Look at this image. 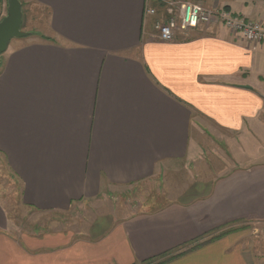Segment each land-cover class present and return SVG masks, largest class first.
Listing matches in <instances>:
<instances>
[{
    "label": "crops",
    "instance_id": "0c3cea01",
    "mask_svg": "<svg viewBox=\"0 0 264 264\" xmlns=\"http://www.w3.org/2000/svg\"><path fill=\"white\" fill-rule=\"evenodd\" d=\"M19 1L40 13L33 36L50 37L11 40L0 64V157L20 205L89 212L151 183L178 200L116 224L100 215L81 238L14 236L1 183L0 264H136L197 239L166 264H264L234 235L215 238L264 224V148L248 147L264 142V44L220 23L159 41L154 20L172 10L146 17V0ZM197 1L264 23V0Z\"/></svg>",
    "mask_w": 264,
    "mask_h": 264
},
{
    "label": "rangeland",
    "instance_id": "374dc122",
    "mask_svg": "<svg viewBox=\"0 0 264 264\" xmlns=\"http://www.w3.org/2000/svg\"><path fill=\"white\" fill-rule=\"evenodd\" d=\"M166 1L167 0H164V3H166ZM158 2H160V0H155L154 3L152 0H146L145 5H144V10H152V9L155 10L154 16H148L144 12V15L146 17L148 16V17L156 18L159 11L164 12L168 10H172L170 13L174 12L175 14V12L177 11V5L182 2L201 4L197 0H189V1H182V2L180 0H177L176 2H170L168 4L169 6L158 5L157 4ZM3 3L5 4V7H6L4 11L5 12L4 14L6 15V11H7L6 0H3ZM150 3H152V5ZM30 6L31 5L22 7V19L24 20V23L21 26V30L24 33H27V36L24 37L23 40L30 43V40L33 41L35 37H37L38 40L50 41V37H44L40 35L33 36L34 34L37 35L41 32V27H40L41 21H38V18H37L40 15L37 8L34 6L32 7ZM203 7L211 11H221L222 10V11L229 13L225 8L219 10V9H211L209 6H206V5H203ZM239 17L241 18L242 16H238V18ZM28 18H29V22L26 23ZM166 18H168V16L164 17L163 15L161 19L159 18L155 19L154 20V30H155V25L157 24V22L163 23L167 21ZM249 21L263 23L261 21H253V20H249ZM202 27H207V26H199L200 29ZM35 30H38L39 32L34 33V32H37ZM198 31L200 30L198 29ZM190 32L191 31L187 33H190ZM195 32H197V30ZM241 40H243L245 43L249 45H256L254 43H249L245 41L244 39H241ZM259 44H264V43H259ZM248 147L250 148L252 152H255L256 148L258 147H260L259 150H263L264 142L261 143L260 141L255 140L254 142L252 141V143L248 144ZM219 149H221L222 152L224 153L226 152L224 146L219 147ZM219 149L214 150L213 152L214 155L219 156L221 158L222 157L226 158L225 156L227 153L223 155ZM205 150L209 151V148L206 147ZM203 156L205 159H208V157H210L209 154H205V153ZM9 175L10 173L8 171V168L5 162L3 161V159L0 157V184L4 183L5 184L4 188L6 190V193H3V197L1 198L4 203V208H6L8 212V217L10 221L13 223L12 234H14V236H23V235L28 236V237L38 236V235L42 236L43 234H46L52 231L60 230V231L65 232L67 229H69L70 231L75 232V236H76L75 238H81L82 234H88V230L91 228L94 218L100 215L107 214V216L111 218V223L116 224L126 218H130L138 214H142V213L152 214V212L160 210L164 208L165 206H167L168 204H170L171 202H175L176 200H178V198L175 199V198L170 197L168 193L158 192L159 187L157 183H151L149 184V186H141V185L137 186V188L139 189L136 190L135 193L129 192L130 190H127V191L123 190L122 193H113L110 197L107 198V200L97 201L95 202V204L91 203V207H93V209H91L89 212H86L84 210H80V211L71 210L70 212L66 214H61V215L38 213L35 211H30L28 209H25L24 207L20 205L17 183H15L16 186L12 185L10 183L11 180L9 179L10 178ZM7 197H10V198H7ZM98 205H100V207H97ZM100 222H98V224H96L95 226H92L93 229H95V231L97 232H99L98 225ZM216 234H218L216 235V236H219L218 238H223L228 235H231V236L234 235V237H237V241L235 242V244L244 247L245 251L246 249L247 251H250V247H251L252 254L260 255L261 253L262 257L264 258V224L263 222L252 220L250 222H244L243 225H237L236 227L230 225L226 227L225 229H221ZM202 241H203L202 243L207 242V240L204 241L203 239ZM198 242H199V239L188 243V245L186 246H181L177 249H174L172 252L162 254L154 259L146 260L144 262H137L136 264H166L178 258L179 256H181L182 254L186 252L195 250L196 245L199 244Z\"/></svg>",
    "mask_w": 264,
    "mask_h": 264
},
{
    "label": "built area",
    "instance_id": "2783aa9c",
    "mask_svg": "<svg viewBox=\"0 0 264 264\" xmlns=\"http://www.w3.org/2000/svg\"><path fill=\"white\" fill-rule=\"evenodd\" d=\"M144 12L148 16L155 15L153 9ZM166 19L167 21L157 22L155 25L158 39L165 43L173 41L178 33L184 34L199 26L209 27L211 23H220L229 32L249 43H264V23L252 22L244 17L238 18L222 10L211 11L204 8L202 4L179 3L175 14L170 13Z\"/></svg>",
    "mask_w": 264,
    "mask_h": 264
},
{
    "label": "water",
    "instance_id": "95a60500",
    "mask_svg": "<svg viewBox=\"0 0 264 264\" xmlns=\"http://www.w3.org/2000/svg\"><path fill=\"white\" fill-rule=\"evenodd\" d=\"M6 2V15L0 20V64L2 55L6 52L11 40L27 36V33L21 30L22 5L20 1L6 0Z\"/></svg>",
    "mask_w": 264,
    "mask_h": 264
},
{
    "label": "trees",
    "instance_id": "16d2710c",
    "mask_svg": "<svg viewBox=\"0 0 264 264\" xmlns=\"http://www.w3.org/2000/svg\"><path fill=\"white\" fill-rule=\"evenodd\" d=\"M218 237H219V236H216L215 238H218ZM213 239H214V237H213ZM199 244H200V243H199ZM199 244H197V245H196V247H198V246H199ZM160 262H161V261H160Z\"/></svg>",
    "mask_w": 264,
    "mask_h": 264
}]
</instances>
